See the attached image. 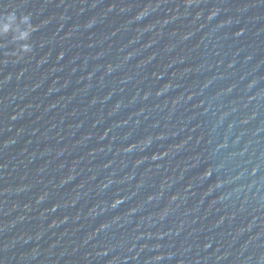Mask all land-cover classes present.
<instances>
[{"label":"water","instance_id":"water-1","mask_svg":"<svg viewBox=\"0 0 264 264\" xmlns=\"http://www.w3.org/2000/svg\"><path fill=\"white\" fill-rule=\"evenodd\" d=\"M0 264H264V0H0Z\"/></svg>","mask_w":264,"mask_h":264}]
</instances>
